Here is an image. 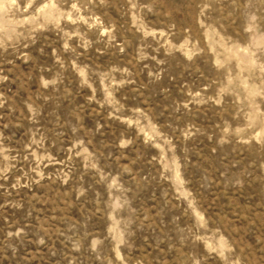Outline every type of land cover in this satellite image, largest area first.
<instances>
[{"label":"rangeland","instance_id":"1","mask_svg":"<svg viewBox=\"0 0 264 264\" xmlns=\"http://www.w3.org/2000/svg\"><path fill=\"white\" fill-rule=\"evenodd\" d=\"M0 264H264V0H0Z\"/></svg>","mask_w":264,"mask_h":264}]
</instances>
